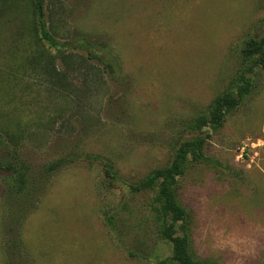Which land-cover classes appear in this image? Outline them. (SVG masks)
Here are the masks:
<instances>
[{
  "label": "rangeland",
  "instance_id": "obj_1",
  "mask_svg": "<svg viewBox=\"0 0 264 264\" xmlns=\"http://www.w3.org/2000/svg\"><path fill=\"white\" fill-rule=\"evenodd\" d=\"M45 12L62 42L106 41L120 73L47 48L31 0H0V162L26 163L45 184L14 223L0 170V264H156L171 247L155 192L134 187L171 164L195 136L187 125L228 90L241 42L264 28V0H47ZM37 45L55 71L34 59ZM251 77L222 128L204 130L222 167L193 161L180 180L193 253L213 264H264V69Z\"/></svg>",
  "mask_w": 264,
  "mask_h": 264
},
{
  "label": "trees",
  "instance_id": "obj_2",
  "mask_svg": "<svg viewBox=\"0 0 264 264\" xmlns=\"http://www.w3.org/2000/svg\"><path fill=\"white\" fill-rule=\"evenodd\" d=\"M46 1L31 0V7L34 13L35 30L37 36L47 48L55 51H62L70 47L71 49L84 50L89 61L98 62L103 66V70L110 75H119L116 68L118 59L112 54L106 41L94 40L91 36L84 35L72 41L62 42L51 32L46 21ZM43 45V44H42ZM38 46V45H37ZM36 48V47H35ZM35 60L45 58L44 67H53L56 70L55 63L51 62L50 56L38 46L35 50ZM240 55L243 61V68L238 74L233 76L227 91L217 96L205 112L198 114L188 125L187 128L195 133V136L183 141L174 153L173 160L168 167L159 168L142 180L134 190L154 191L156 215L154 217L158 225L161 238L171 247V254L168 257L160 259L156 264H213L212 261H202L195 257L192 250V231L190 215L186 207L182 205L179 199L180 180L183 178L191 162H199L213 168L222 167V163L205 153L207 139L211 137L206 128L217 132L225 123L226 116L236 110L241 103L251 95L253 90L252 75L256 69H264V28L261 32L248 35L241 42ZM52 63V66H51ZM43 67V68H44ZM120 70V68H119ZM15 160V156H14ZM66 159L49 165L46 173H52L58 169ZM0 170L7 173L5 184L7 187V203L17 197L18 208L12 206L8 208L10 214L14 216L11 222L20 224L29 212L26 208L29 203L35 204L40 197L45 184L43 175L36 177L26 163H16L9 159L6 162H0ZM106 178L117 181L118 172L113 166L106 164ZM112 218L107 219L111 221ZM110 224V223H108Z\"/></svg>",
  "mask_w": 264,
  "mask_h": 264
}]
</instances>
